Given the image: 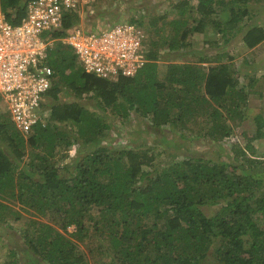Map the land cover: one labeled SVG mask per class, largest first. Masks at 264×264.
<instances>
[{
    "label": "trees",
    "instance_id": "trees-1",
    "mask_svg": "<svg viewBox=\"0 0 264 264\" xmlns=\"http://www.w3.org/2000/svg\"><path fill=\"white\" fill-rule=\"evenodd\" d=\"M28 1L0 3L6 16L18 21ZM249 1L174 0L162 14L146 12V22L145 17L136 22L145 32L148 25L160 30L161 39L146 35L147 61L133 75L112 79L84 71L60 40L80 25L78 12H65L51 30L55 39L47 61L55 79L44 102L46 124H35L23 136L0 113V220L5 208L14 211L5 199L20 200L45 218L31 231L21 229L28 254L10 246L0 264H89L78 243L99 222L96 264H264V165L250 160L236 170L226 160L199 153L162 157L164 147L174 145L170 132L197 127L203 133L197 137L205 135L216 145L232 133L228 120L245 116L246 91L238 84L232 55L209 53L213 47H207L193 60L186 55L195 49L185 48L188 35L205 34L207 25L228 40L225 35L240 31L237 24L252 15ZM217 7L227 16H215ZM241 36L253 47L264 39V27L249 26ZM160 57L166 60L161 76ZM201 62L210 63L206 70ZM68 94L74 99L67 100ZM109 114L122 124L140 117L149 125L145 132H160L161 146L104 142ZM256 118L261 127V115ZM72 145L75 153L69 154Z\"/></svg>",
    "mask_w": 264,
    "mask_h": 264
},
{
    "label": "rangeland",
    "instance_id": "rangeland-1",
    "mask_svg": "<svg viewBox=\"0 0 264 264\" xmlns=\"http://www.w3.org/2000/svg\"><path fill=\"white\" fill-rule=\"evenodd\" d=\"M194 1L195 0H189V3H193ZM173 2L174 0H97L87 5L85 8L78 7V11L76 10V12L79 13V26L87 28L90 23L92 24L93 22L94 27L101 28L104 25L118 21L133 20L136 22L138 18L143 19V17H145V20L148 15L153 12H155V14H162L168 11V8ZM249 6L252 15L249 18L245 16L244 19L237 24L240 26V31L225 35L228 40L224 41V38H220V33L215 32L211 25H207L205 34L196 33L194 35H188V41L191 43L188 46L189 48H185V51L186 49H195V51L186 55L187 58L193 60L201 56L199 50L202 48L206 49L207 47H213L209 53L216 51V53L225 52L232 55V60L237 69L236 76L238 78V84L241 86L244 85V90L246 91L247 100L244 110L245 116L240 119L237 117L228 120L232 133L217 140L216 145L210 142L208 138L203 137L205 135L197 137L203 134L201 132L198 134L197 127H192L190 130L184 131L183 134L169 131L174 135V142L172 143L174 145L172 147H164L165 153L162 154L163 158L166 157L171 160L173 157L181 158L186 153H199L204 156V158L210 157L217 160H226L230 163L229 167L236 170H239L240 167L237 168L235 165L240 163L249 165L250 160H254L258 163L257 165L259 167L264 165V124L258 127V120L256 118V116L260 114L264 121V39L253 47H247L241 39V34L247 27L256 24L264 27V0H250ZM97 8L103 11L102 15H96ZM217 10H220V12H217L215 16L219 18L227 16V11H222V9L218 7ZM146 12H149V14H145ZM142 14L143 16H141ZM164 25L163 33L166 34L169 31V26L167 24ZM140 26L143 28L145 36L148 35L149 39H161L162 33H160V30L158 32L154 30L155 27L148 25L147 27L149 30L145 32V27L142 25ZM204 38L210 41L217 40L218 44H204L203 46L202 40ZM176 60H180V57L176 58ZM157 61L158 72L161 76L166 66V60L160 57ZM201 63H204L202 65L204 70H206L207 65L210 64L207 62ZM65 98L67 100L74 99L71 94L66 95ZM83 99L89 105L93 104V99L84 96L81 100L83 101ZM0 113L6 116L1 105ZM106 119L111 120V125L107 129L108 137L104 142L112 144L117 140L119 142L116 144L123 145L130 139L132 142L134 141L136 143H140L143 140L146 141V145L157 144L161 146V144L157 143L158 141L156 139L159 137L160 132H150L151 134L145 132L143 129L149 125L140 119V117H130L131 120L128 124H122L115 118L112 119L110 114L106 116ZM163 128L168 129V126L164 125ZM139 129L143 131H139ZM69 149V154L75 153L74 145L70 146ZM169 153L173 156L168 155ZM59 164L60 162L56 165ZM4 202L14 211L5 208L4 218L0 220V259L5 258L8 247L10 246L16 247L15 249L19 247L18 251H21L20 254L26 255L28 254V250H22L26 248V245L23 241L21 229L25 227L28 231H31L40 221L45 220V218L36 215L32 208L28 207L20 200L5 199ZM27 219L29 220L26 223ZM92 220L94 221L95 219H91L89 223ZM96 225L98 230L95 228V225L93 227L89 226V228L88 225H86L88 228V236L84 237L83 242L78 243V249L84 250L88 255L87 261L89 264H96V259L99 258V249L94 250V248L96 247V242L99 248L100 241H97L96 238H98L99 232H103L100 229L102 223L99 222ZM73 228L72 225L68 226V231H71ZM94 229L96 230L94 231ZM90 249L97 253H92ZM24 258L21 256V259L25 261L27 258Z\"/></svg>",
    "mask_w": 264,
    "mask_h": 264
},
{
    "label": "built area",
    "instance_id": "built-area-1",
    "mask_svg": "<svg viewBox=\"0 0 264 264\" xmlns=\"http://www.w3.org/2000/svg\"><path fill=\"white\" fill-rule=\"evenodd\" d=\"M97 0H29L18 21H11L0 3V105L23 136L35 124H46V93L55 77L47 61L67 11H78ZM143 28L118 21L101 28H68L60 38L68 44L84 71L103 78L133 75L147 61ZM70 152V149H69Z\"/></svg>",
    "mask_w": 264,
    "mask_h": 264
},
{
    "label": "crops",
    "instance_id": "crops-1",
    "mask_svg": "<svg viewBox=\"0 0 264 264\" xmlns=\"http://www.w3.org/2000/svg\"><path fill=\"white\" fill-rule=\"evenodd\" d=\"M93 24H94L93 22H92V24L90 23V25H89L88 27L92 26ZM97 24H98V23H97ZM98 25H99V24H98ZM160 135H161V134H159V137H160Z\"/></svg>",
    "mask_w": 264,
    "mask_h": 264
}]
</instances>
